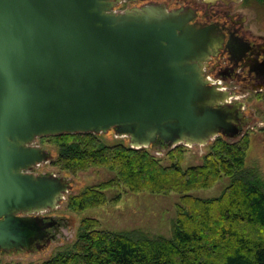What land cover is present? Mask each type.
Returning a JSON list of instances; mask_svg holds the SVG:
<instances>
[{"label": "water", "instance_id": "1", "mask_svg": "<svg viewBox=\"0 0 264 264\" xmlns=\"http://www.w3.org/2000/svg\"><path fill=\"white\" fill-rule=\"evenodd\" d=\"M122 0H0V254L41 248L69 181L33 167L38 137L107 133L134 148L238 135L237 105L203 63L220 39L193 9L116 11Z\"/></svg>", "mask_w": 264, "mask_h": 264}, {"label": "trees", "instance_id": "2", "mask_svg": "<svg viewBox=\"0 0 264 264\" xmlns=\"http://www.w3.org/2000/svg\"><path fill=\"white\" fill-rule=\"evenodd\" d=\"M256 1L264 5V0ZM41 138L56 146L53 165L63 171L100 167L113 173L70 195L67 206L74 212L118 201L122 193L109 198V189L180 194L172 237L151 236L139 228L103 229L98 218L84 217L75 240L42 264H264V178L246 165L249 136L234 141L216 137L201 164L188 167L183 163L189 149L183 144L160 157L149 147L103 143L94 132ZM156 144L166 147L161 139ZM225 177L230 181L219 196L190 194Z\"/></svg>", "mask_w": 264, "mask_h": 264}, {"label": "rangeland", "instance_id": "3", "mask_svg": "<svg viewBox=\"0 0 264 264\" xmlns=\"http://www.w3.org/2000/svg\"><path fill=\"white\" fill-rule=\"evenodd\" d=\"M177 1L182 3L184 0H122L115 6V10L124 12L126 10L138 9L149 4L163 5L166 3L170 9L176 8ZM205 4L210 0H190ZM205 3H204V2ZM228 1V0H226ZM230 6L236 10L239 6L240 14L247 18V25L258 34L264 35V5L256 0H232ZM193 7V6H191ZM217 81L218 78L212 76ZM233 99V98H232ZM249 118L244 125L245 130L250 132V144L246 158V165L256 168L264 178V103L256 101L253 96L249 98V105L245 110ZM100 140L103 143L113 144L123 142L130 145L129 138L118 136L114 130L107 133H100ZM226 137V136H225ZM239 138V137H238ZM238 138H229L231 141ZM206 144H188L184 167L201 164L202 157L207 152ZM33 145L44 148L49 153V160L33 167L32 172L36 175L53 173L63 177L70 183V190L64 193V199L59 206L54 209H47L39 212V216L47 215L50 220H56L59 225L54 227L52 234L54 237L45 241L40 249H23L20 251L3 252L0 254V264H42L59 250L70 245L76 238L77 231L84 217H95L101 222L103 229L115 231L142 229L151 236H162L170 238L173 236V222L176 218V205L180 200V194L172 192L169 194L133 193L121 187L117 190L109 189V198H114L118 192L122 195L118 201L110 202L105 206L89 208L84 211L74 212L67 206L70 195L77 194L86 186L97 184L113 177V173L106 168L92 167L87 170L79 171L75 174L63 171L57 165H53V160L57 157V148L47 140L38 137ZM152 152L160 157H164L167 151L173 146L161 147L156 143L149 146ZM169 164L168 159L164 160ZM230 178L225 177L219 180L210 188L197 189L190 194L210 198L219 196L223 188L229 183Z\"/></svg>", "mask_w": 264, "mask_h": 264}, {"label": "flooded vegetation", "instance_id": "4", "mask_svg": "<svg viewBox=\"0 0 264 264\" xmlns=\"http://www.w3.org/2000/svg\"><path fill=\"white\" fill-rule=\"evenodd\" d=\"M231 1L210 0L206 3L203 1L205 4H202L184 0L182 3L177 1L176 8L172 9H193L191 23L198 28H208L209 32L219 37L220 43L204 61L203 71L210 84L218 85L220 90L228 93L224 104L238 106L239 133L235 137L241 139L250 135V128H244L249 118L245 111L249 98L253 96L256 101L264 103V35L247 25V18L236 12L239 11V6L236 10L230 6ZM163 5L172 10L166 3ZM212 76L218 80L215 81ZM33 215L39 216L38 213ZM40 217H44L47 224L53 223L46 230L48 238H53L52 230L59 222L50 220L47 215ZM45 241L39 242L41 247L45 245Z\"/></svg>", "mask_w": 264, "mask_h": 264}, {"label": "bare ground", "instance_id": "5", "mask_svg": "<svg viewBox=\"0 0 264 264\" xmlns=\"http://www.w3.org/2000/svg\"><path fill=\"white\" fill-rule=\"evenodd\" d=\"M228 101H230V100H228Z\"/></svg>", "mask_w": 264, "mask_h": 264}]
</instances>
